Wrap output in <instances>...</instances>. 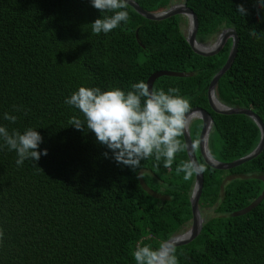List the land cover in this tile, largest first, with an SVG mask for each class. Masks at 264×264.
I'll return each instance as SVG.
<instances>
[{"label":"trees","instance_id":"1","mask_svg":"<svg viewBox=\"0 0 264 264\" xmlns=\"http://www.w3.org/2000/svg\"><path fill=\"white\" fill-rule=\"evenodd\" d=\"M133 1L149 13L172 3ZM183 2L197 17L200 43L223 29L235 31L237 53L215 93L229 107L253 111L264 125V9L257 0ZM240 4L245 17L236 12ZM127 11V24L93 35L89 25L105 14L90 0H0V125L10 132L36 129L43 137L39 151L48 152L18 167L15 151L0 150L5 231L0 264H135L138 245L156 248L189 226L194 176L185 181L176 172L188 159L186 150L177 153L171 168L151 158L141 161L138 173L117 164L94 133L69 124L73 116H83L64 101L82 86L128 91L158 71L184 73V78L161 77L153 87L165 92L178 87L191 109L208 111L213 119L208 147L211 152L210 146L218 145L215 159L233 162L256 148L260 132L251 119L215 114L207 102L208 86L232 41L218 54L201 57L181 32L182 17L149 21L129 6ZM251 29L259 38L250 36ZM4 113L17 116V122L3 119ZM179 139L184 143L183 136ZM197 140L192 136L193 143ZM196 154L206 167L198 207L213 208L216 216L203 222L195 240L176 247L179 264H264V199L249 213L232 217L263 190L258 176H264V147L229 171L208 167Z\"/></svg>","mask_w":264,"mask_h":264},{"label":"clouds","instance_id":"2","mask_svg":"<svg viewBox=\"0 0 264 264\" xmlns=\"http://www.w3.org/2000/svg\"><path fill=\"white\" fill-rule=\"evenodd\" d=\"M92 7L100 11L102 18L91 25L92 34L107 35L127 24L130 16L127 11V0H90ZM258 9H264V0H257ZM236 12L245 17L248 15L243 4L237 5ZM111 13V15H106ZM224 30V29H223ZM250 36L259 38L255 29ZM65 104L79 110L83 119L73 116L69 124L78 131H91L99 144L112 154L111 158L119 164L139 172L141 161L163 160L165 168H171L177 153L186 150L182 137L189 127L191 115L190 98L180 94L178 87L163 89L149 87L144 81L131 84L128 91L119 87L102 91L99 87H80L65 99ZM15 111L21 109L13 106ZM3 119L12 124L18 117L9 113ZM190 130V129H189ZM0 150L7 148L15 151L18 167L26 160L38 162L41 156H47V149L39 151L43 137L36 129L27 128L23 132L0 125ZM197 143L192 147L195 149ZM209 148V147H208ZM109 158L108 152L103 154ZM206 171V167L198 161L187 159L176 167L177 174L183 173L185 181L191 180ZM142 177V175H138ZM5 231L0 227V247L4 245ZM174 242L165 241L158 247L138 245L133 257L135 264H179Z\"/></svg>","mask_w":264,"mask_h":264},{"label":"water","instance_id":"3","mask_svg":"<svg viewBox=\"0 0 264 264\" xmlns=\"http://www.w3.org/2000/svg\"><path fill=\"white\" fill-rule=\"evenodd\" d=\"M128 6L131 7L139 16L149 21H163L169 19L171 17L180 16L184 17L188 23V32L185 37V40L192 51L201 57H211L218 54L223 47L225 46L228 40L232 41L231 49L229 51L227 60L223 67L218 71L216 75L212 78L208 90H207V102L211 111L218 115H244L251 119V121L256 125L260 132V139L256 146V148L249 153L248 155L239 158L233 162H220L213 158L211 152L208 148L209 142V135L212 130L213 126V119L212 117L201 108H192L191 115L189 120L192 119L199 120L201 122V129L199 133V137L197 140V147H198V154L201 157L202 161L210 168L217 170V171H229L234 168H237L254 158H256L264 147V125L261 119L251 110L241 108V107H229L219 101L216 96L215 89L221 77L229 70L231 67L236 53H237V44L238 39L235 31L231 28L224 29L218 36V39L214 45L209 50H201L197 49L196 46H207L206 43H200L196 39L197 31H198V20L196 15L193 13L192 10L186 7L184 2L180 5H170L166 10L160 11L157 13H149L144 11L136 2L133 0H127ZM161 77H174V78H184L186 74L179 73V72H170V71H158L150 75L147 80V84L149 85L150 89L153 87L154 82L161 78ZM216 103L219 104L218 107ZM184 144L186 147V155L188 159H192L198 161L197 159V152L192 147L193 143L190 136V130H188L183 135ZM258 179L263 183V190L261 194L247 207L232 213V217H240L243 216L253 209H255L264 199V176H258ZM203 188V173L196 176L194 175V185L190 195V206H191V220L189 222L188 229L181 235H176L170 238L168 241L174 242L176 247L184 246L195 240L198 235L201 233L202 226H203V219L201 218L200 210L198 207V202L202 193Z\"/></svg>","mask_w":264,"mask_h":264},{"label":"rangeland","instance_id":"4","mask_svg":"<svg viewBox=\"0 0 264 264\" xmlns=\"http://www.w3.org/2000/svg\"><path fill=\"white\" fill-rule=\"evenodd\" d=\"M183 3V0H175L174 3H172V5L176 4V5H180ZM180 29H181V32L183 33V35H187V32H188V23H187V20L183 17L180 21ZM215 39V38H214ZM213 42L210 41V44H212ZM207 45V44H206ZM191 133L194 137L197 136V138L199 137V133H200V129H201V122L200 121H195V119H192L191 120ZM217 147L218 145H212L210 146V149H211V152L213 154V158L215 159V157H218V151H217ZM211 154V155H212ZM217 160V159H215ZM218 161V160H217ZM230 179H232V177H226L225 181H229ZM214 209L213 208H204L200 211L201 213V218L203 219V221H205L206 219L208 218H211L213 216H216L213 212ZM188 229V226L185 227L181 232H179L177 235H181L183 234L186 230ZM176 236V235H175Z\"/></svg>","mask_w":264,"mask_h":264},{"label":"flooded vegetation","instance_id":"5","mask_svg":"<svg viewBox=\"0 0 264 264\" xmlns=\"http://www.w3.org/2000/svg\"><path fill=\"white\" fill-rule=\"evenodd\" d=\"M174 1L175 0H172V3H174ZM172 3H171V5H172ZM175 5V4H174ZM222 31V30H221ZM221 31L216 35V36H214L213 38H211L209 41H207V42H205L207 45H209V46H212V45H214L215 43H216V41H217V39H218V36H219V34L221 33ZM215 38V39H214ZM210 41H212L213 43L212 44H210ZM201 109H203V108H201ZM203 110H205V109H203ZM206 111V110H205ZM206 112H208V111H206ZM209 114V113H208ZM210 115V114H209ZM196 121V120H195ZM191 122L192 121H190V123H189V129L191 128ZM190 136H191V140H192V133H191V130H190ZM192 143H193V141H192Z\"/></svg>","mask_w":264,"mask_h":264},{"label":"bare ground","instance_id":"6","mask_svg":"<svg viewBox=\"0 0 264 264\" xmlns=\"http://www.w3.org/2000/svg\"><path fill=\"white\" fill-rule=\"evenodd\" d=\"M211 47H212V46H209V45H207V46H199V45H197V46H196L197 49H201V50H209ZM216 105H217L218 107H221V106H219L218 103H216Z\"/></svg>","mask_w":264,"mask_h":264}]
</instances>
